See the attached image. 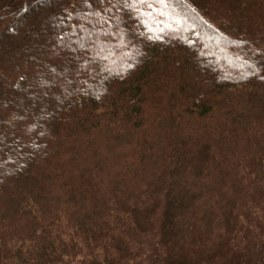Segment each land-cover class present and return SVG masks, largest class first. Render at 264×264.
<instances>
[{
  "label": "trees",
  "instance_id": "16d2710c",
  "mask_svg": "<svg viewBox=\"0 0 264 264\" xmlns=\"http://www.w3.org/2000/svg\"><path fill=\"white\" fill-rule=\"evenodd\" d=\"M0 264H264V0H0Z\"/></svg>",
  "mask_w": 264,
  "mask_h": 264
},
{
  "label": "snow or ice",
  "instance_id": "6c2138e0",
  "mask_svg": "<svg viewBox=\"0 0 264 264\" xmlns=\"http://www.w3.org/2000/svg\"><path fill=\"white\" fill-rule=\"evenodd\" d=\"M140 2H141V3H143V2H144V0H140Z\"/></svg>",
  "mask_w": 264,
  "mask_h": 264
}]
</instances>
